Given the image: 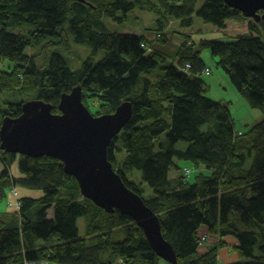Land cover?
Returning <instances> with one entry per match:
<instances>
[{"label": "trees", "instance_id": "trees-1", "mask_svg": "<svg viewBox=\"0 0 264 264\" xmlns=\"http://www.w3.org/2000/svg\"><path fill=\"white\" fill-rule=\"evenodd\" d=\"M198 1L0 0V93L23 97L0 105V126L6 116L19 117L29 100L51 104L59 114L61 96L77 86L82 87L84 104L89 108L90 100L97 116L130 101L132 119L109 147L108 159L130 190L143 198L147 183L154 191L155 197L143 200L159 217L178 264H219L223 249L239 254L236 264H264V119L245 132L235 130L229 106L209 97L203 75L212 71L187 31L194 26L195 14L219 30L227 29L229 22L247 20V32L228 42L201 41L200 46L211 50L249 107L264 115V23L249 21L224 0H206L197 10ZM134 11L155 16L150 27L156 26L158 44L168 42L172 20L180 22L185 31L180 34L177 65L147 39L152 28L138 36L112 32L103 22H125ZM118 12L124 16L118 18ZM26 27L25 33L9 32ZM69 36L92 50L79 70L71 69L59 53L46 65L29 53L45 42L54 45V40L67 45ZM158 68L163 71L160 81L146 77ZM181 142L188 144L185 152L176 150ZM175 158L194 161L206 173L191 183L192 172L185 169L175 183ZM16 162L20 177L10 170ZM132 171L141 172L143 182L129 180ZM17 186L44 196L20 198ZM12 190L17 191L18 206L14 212L0 213V264H168L133 220L119 212L107 214L84 199L59 160L0 149V202ZM80 219H85V237H80ZM202 226L219 241L203 255L199 249L209 235L200 236ZM116 229L121 241L116 240Z\"/></svg>", "mask_w": 264, "mask_h": 264}, {"label": "water", "instance_id": "water-1", "mask_svg": "<svg viewBox=\"0 0 264 264\" xmlns=\"http://www.w3.org/2000/svg\"><path fill=\"white\" fill-rule=\"evenodd\" d=\"M224 2L244 18L264 23V0ZM59 111L54 114L51 104L37 99L25 102L19 117L2 119L0 149L34 159L59 160L65 173L78 182L84 199L107 214L119 212L133 220L160 259L178 264L174 247L162 234L159 217L126 186L108 159L109 147L132 119V103L124 102L113 113L97 116L84 104L82 87L77 86L61 96Z\"/></svg>", "mask_w": 264, "mask_h": 264}, {"label": "rangeland", "instance_id": "rangeland-1", "mask_svg": "<svg viewBox=\"0 0 264 264\" xmlns=\"http://www.w3.org/2000/svg\"><path fill=\"white\" fill-rule=\"evenodd\" d=\"M132 2V0H128ZM206 0H199L197 5V10L201 9V7L205 4ZM124 16L123 12H118L117 17L122 18ZM155 17L150 14H144L139 11L130 12L128 14V20L125 22L115 21L114 19L104 18L103 22L105 23L106 27L112 31L117 33H125V34H132L143 33L149 28L152 30L147 31V39H152L153 35H155L156 26L150 27L154 23ZM249 20V19H248ZM252 21V20H249ZM248 21V22H249ZM247 20L246 21H233L229 22L227 25V29L219 30L212 25L205 24L200 17L195 14L194 16V26L190 30L189 35L191 37V41L195 43V50L201 51V59L204 61L205 65L211 69L212 73L210 75H203L205 82L210 87L209 97L216 101L224 103V105L229 106L230 113L234 122V127L237 132H245L250 126L255 125L257 123L262 122L264 119V115L260 110L252 109L246 103V101L241 97L234 86L232 85L231 81L229 80L228 76L226 75L225 71L219 67L218 59L212 55L210 49H203L200 44L201 41H219V42H228L231 37H236L239 34L247 32ZM1 29V26H0ZM26 27L24 30L20 29H13L10 28L9 32L12 33H25L27 32ZM68 29V27H65ZM184 29L181 28L180 22L177 20H173L170 28L166 31V36L168 38L167 43L158 44L156 43L158 39L152 40L153 43H156V49L161 51L169 62L174 63L177 65L179 63V57L177 55L180 43L183 42V38L180 34L184 33ZM177 37V38H176ZM181 39V40H180ZM60 40H54V45L46 44L47 42L41 44L37 47L34 52L30 51V54L38 55V60L41 65H46L49 61L50 57L53 53L61 54L67 61L69 67L73 70H79L82 66V63L89 57L91 54L90 47H83L78 46L74 43L72 36L68 38L67 45H57ZM99 57H102L101 55ZM6 65H11L10 62H6ZM145 76V75H144ZM153 82H158L163 77V71L161 68H158L150 73V75H146ZM23 97L20 95H12V94H1L0 93V105L4 107L7 103L11 102H18L22 101ZM89 110L95 114L96 108L93 106L91 101L89 100L88 103ZM2 123V120H1ZM162 141V140H161ZM188 148V144L181 142L176 145V150L185 152ZM122 155H119L121 158ZM174 162L178 165L179 170L173 168L172 169V177L177 182V179L180 174H183L185 169H190L192 172L191 177L189 178L190 182L193 183L195 178L202 172L206 173L204 169L197 166V163L194 161L189 160H179L178 158L174 159ZM10 170L15 177H20L21 171L19 168L18 162L12 164L10 166ZM129 180L133 181L135 178L136 183L143 182L142 173L139 171H132L129 174ZM17 191L19 192L20 198H33L39 199L44 196L42 191L38 190H30L27 188H23L21 186L16 187ZM144 194L143 199L148 201L155 197L154 191L150 188L147 183L143 184ZM17 191L12 190L14 193L8 192V197L0 202V213L11 211L14 212L17 208L16 200L17 199ZM14 207V208H11ZM49 217H52V212L49 213ZM78 227L80 230V237H85L86 229H85V219H80L78 221ZM199 234L201 237L204 235H209V239L204 241L203 246L200 247L199 253L203 255L206 252V249L212 246H216L219 242L216 236H212L207 232V228L202 226L200 228ZM116 240L121 241L123 236L120 233L119 229L115 230ZM237 242L234 240L231 244H236ZM227 251L229 252L231 258L229 261H223L220 257L222 252ZM224 254H227L224 252ZM223 254V258L225 255ZM232 255H234L232 257ZM240 261V256L237 252H233L230 249H223L219 252V264H236ZM164 264V263H162Z\"/></svg>", "mask_w": 264, "mask_h": 264}, {"label": "crops", "instance_id": "crops-1", "mask_svg": "<svg viewBox=\"0 0 264 264\" xmlns=\"http://www.w3.org/2000/svg\"><path fill=\"white\" fill-rule=\"evenodd\" d=\"M132 34H135V35H138V36H141L142 35V32L141 33H137V32H135V33H132ZM173 178V177H172ZM224 252H226L227 254H224ZM224 252H222V254H221V256L222 257H220L224 262L226 261H229L230 260V258H231V256H230V254H229V252H227V251H224ZM233 253V252H232ZM223 254L225 255V258H223ZM234 255H232V257H233ZM225 262V263H226Z\"/></svg>", "mask_w": 264, "mask_h": 264}, {"label": "bare ground", "instance_id": "bare-ground-1", "mask_svg": "<svg viewBox=\"0 0 264 264\" xmlns=\"http://www.w3.org/2000/svg\"><path fill=\"white\" fill-rule=\"evenodd\" d=\"M139 12H141V13H144V14H147V15H150V13H146V12H142V11H139ZM153 15V14H152ZM155 17V16H154ZM156 20V18L154 19V21ZM173 21V20H172ZM253 21V20H252ZM255 22V21H254ZM170 24H172V23H170ZM147 33V32H146ZM154 36L155 35H153V37H152V39L150 40L151 42H152V40L154 39ZM161 37V36H160ZM157 47V46H156Z\"/></svg>", "mask_w": 264, "mask_h": 264}, {"label": "built area", "instance_id": "built-area-1", "mask_svg": "<svg viewBox=\"0 0 264 264\" xmlns=\"http://www.w3.org/2000/svg\"><path fill=\"white\" fill-rule=\"evenodd\" d=\"M186 172H187V174H190V170H187ZM185 183H186V182H185Z\"/></svg>", "mask_w": 264, "mask_h": 264}]
</instances>
